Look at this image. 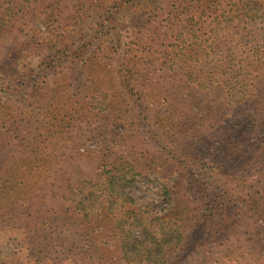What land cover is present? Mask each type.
Masks as SVG:
<instances>
[{
  "label": "trees",
  "instance_id": "trees-1",
  "mask_svg": "<svg viewBox=\"0 0 264 264\" xmlns=\"http://www.w3.org/2000/svg\"><path fill=\"white\" fill-rule=\"evenodd\" d=\"M9 232L30 264H264V0H0Z\"/></svg>",
  "mask_w": 264,
  "mask_h": 264
},
{
  "label": "rangeland",
  "instance_id": "rangeland-1",
  "mask_svg": "<svg viewBox=\"0 0 264 264\" xmlns=\"http://www.w3.org/2000/svg\"><path fill=\"white\" fill-rule=\"evenodd\" d=\"M70 29H76L73 34L76 35L77 38H79V36L82 35V33H79V28L77 27L75 28L74 26H71ZM9 54H12V53H8V55ZM12 66H13L12 64H7L6 66L4 65L3 68L1 69H3L4 72H7L11 70ZM79 86H82L80 89V92L83 95L86 94L87 84L85 81L76 83V86H72L73 92L78 91ZM141 127H142V132L144 134L143 137H145L149 141L150 140L152 141V134L150 133V130L147 128L148 126L144 122H142ZM95 147L96 145L90 146V148L92 149H94ZM144 184H145L144 181L137 183L135 186L131 188V192L140 200V202H143L146 205H149L156 210H159L162 207H164L165 201L162 198L155 196V195H151L147 192H144ZM260 224H263L262 220L260 221ZM136 234L140 236V232H137ZM21 235L22 234H19V233L15 234V233L9 232L8 235L5 236L0 241V251H3L4 253L2 258H4L5 261H8V263L10 264H30L29 257H28L29 252L27 251V247L21 248V245L24 244ZM14 237H18V240H16ZM262 252H263L262 261L264 263V249Z\"/></svg>",
  "mask_w": 264,
  "mask_h": 264
}]
</instances>
